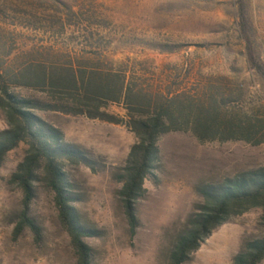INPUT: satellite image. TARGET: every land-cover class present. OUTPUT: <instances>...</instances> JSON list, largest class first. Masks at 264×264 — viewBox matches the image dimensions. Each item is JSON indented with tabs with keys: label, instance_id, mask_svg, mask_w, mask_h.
Returning a JSON list of instances; mask_svg holds the SVG:
<instances>
[{
	"label": "rangeland",
	"instance_id": "obj_1",
	"mask_svg": "<svg viewBox=\"0 0 264 264\" xmlns=\"http://www.w3.org/2000/svg\"><path fill=\"white\" fill-rule=\"evenodd\" d=\"M246 5L249 47L264 64V0ZM237 23L236 0H0V61L10 76L26 70L32 77L30 86L10 90L40 102L33 113L79 157L62 168L80 225L91 233L84 239L91 264H168L188 218L203 203L199 190L264 167V145L199 143L189 132L161 136L159 165L143 183L131 234L118 196L135 143L124 125L126 111L120 104L105 108L118 124L54 112L58 98L37 77L115 75L144 93L208 92L223 112L264 118V85L249 67ZM5 129L0 111V132ZM26 149L20 144L0 165V264H77L41 170L27 211L39 236L28 228L16 232L24 196L10 177ZM261 214L251 209L218 227L186 264H232L245 243L264 238Z\"/></svg>",
	"mask_w": 264,
	"mask_h": 264
},
{
	"label": "trees",
	"instance_id": "obj_2",
	"mask_svg": "<svg viewBox=\"0 0 264 264\" xmlns=\"http://www.w3.org/2000/svg\"><path fill=\"white\" fill-rule=\"evenodd\" d=\"M238 27L247 43V61L251 70L264 85V64L253 58L248 32L250 21L246 0H236ZM9 53L5 55L7 59ZM6 61H0V111L6 129L0 132V165L6 155L20 144L27 149L23 161L10 177V183L23 193V211L16 232L30 229L35 237L39 230L27 217L33 198V185L41 170L47 187L54 195V205L61 226L66 231L77 264H91L90 249L84 243L89 232L84 230L77 211L71 204L63 162L77 164L78 155L65 148L62 134L43 122L33 111L42 104L15 95L11 86H30L31 74L18 71L10 76ZM19 69H28L20 67ZM38 84L48 85L51 96L59 103L52 111L65 115H82L89 119L118 124L105 114L108 104L122 105L126 111L125 127L134 135L135 143L129 150L118 192L131 234L137 227L134 206L145 195L144 181L159 165L157 147L161 136L172 132H189L199 143L243 142L251 146L264 145V118L223 112L222 104L214 95L185 96L181 93H144L115 75H96L55 79L52 75L37 77ZM75 91L76 96L71 95ZM69 105H63L65 99ZM66 101V100H65ZM203 203L186 222V230L178 236L168 257V264H186L204 239L234 217L251 209H260L264 225V167L225 180L221 185L199 190ZM264 260V238L243 246L232 264H260Z\"/></svg>",
	"mask_w": 264,
	"mask_h": 264
}]
</instances>
